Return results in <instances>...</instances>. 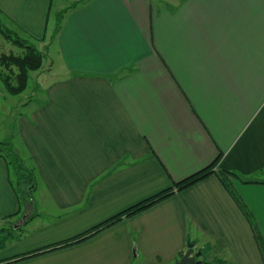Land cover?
I'll return each mask as SVG.
<instances>
[{
	"label": "crops",
	"instance_id": "crops-1",
	"mask_svg": "<svg viewBox=\"0 0 264 264\" xmlns=\"http://www.w3.org/2000/svg\"><path fill=\"white\" fill-rule=\"evenodd\" d=\"M75 3L52 37L53 0H0L50 62L8 136L0 109V142L38 179L27 206L0 157V228L14 226L0 261L87 235L8 264H173L188 244L198 261L264 264V0Z\"/></svg>",
	"mask_w": 264,
	"mask_h": 264
},
{
	"label": "trees",
	"instance_id": "trees-1",
	"mask_svg": "<svg viewBox=\"0 0 264 264\" xmlns=\"http://www.w3.org/2000/svg\"><path fill=\"white\" fill-rule=\"evenodd\" d=\"M83 1H89V0H80V2ZM74 5H76V3H74L71 7L66 8L65 10L59 11L56 14L55 28L52 33V37H55L57 33L60 31L61 23L64 16L66 15L67 12H69L72 8H74ZM0 16L2 17L1 14ZM1 20L2 19L0 18V36H2L5 39V41L11 43L15 48L19 49L20 53L13 54L10 52L8 55L6 54L0 55V82L2 83L5 91L9 95L12 96L20 95L26 90L28 86L29 73L38 71L41 68L42 61L46 54L44 52H40L33 42L23 38L20 35L19 31L11 30L8 27H6ZM0 146L2 147V150L5 149V152L3 151L2 152L3 154L2 155L0 154V157L6 161L9 167H14V170L17 174V175L15 174V179H10V183L13 190L16 192V195L23 203H27L28 204L27 206H32L31 196L36 188V179L34 176L33 169L25 166L23 160L15 153L13 145L10 140L2 143L0 142ZM212 168L213 165L210 166V168H206L205 170L190 176L189 178L183 180L182 182H179L178 184H176L174 188L161 192L160 194H157L152 198L140 202L139 204L124 211L122 214L115 216L110 220L98 225L92 230V232L89 235H92L95 232H98L104 229L105 227L116 223L123 216L134 215L152 206L153 204L163 200L165 197L173 193H176L179 190L185 189L191 186L192 184H195L196 182L202 180L206 176L213 173ZM227 175H233L234 177H236L234 174H230V173ZM13 228L14 226L0 228V250L4 249L7 242L12 239V234L14 232ZM87 237L89 236L84 235L81 237H77L73 240L64 242L62 244L41 249L38 251H34L28 254H24L12 258L11 260L8 261H0V264L17 262L34 256H38L46 252L68 247L82 242L83 240L87 239ZM202 264H212V263H207L202 261Z\"/></svg>",
	"mask_w": 264,
	"mask_h": 264
},
{
	"label": "rangeland",
	"instance_id": "rangeland-1",
	"mask_svg": "<svg viewBox=\"0 0 264 264\" xmlns=\"http://www.w3.org/2000/svg\"><path fill=\"white\" fill-rule=\"evenodd\" d=\"M75 1L76 0H53L52 9H51V13H50V22H49L50 28L48 29V32L50 34L52 33V28L54 29V22H55L56 14L59 11H62L68 7H71L75 3ZM152 1L158 3L160 0H152ZM161 1H165L166 3H168L170 1V3H173L176 0H161ZM0 18L2 19L1 16H0ZM1 21L3 22V19ZM21 36L32 42V40H30L28 37H25L24 35H21ZM10 52L13 54H19L20 53L19 49L15 48L11 43L5 41V39L2 36H0V55L1 54L8 55ZM49 64H50V62L48 61V59L45 56L43 61H42V66L37 72H40L41 70H45V71L48 70L50 68ZM55 69H56V67H55ZM34 72H36V71H34ZM34 72L29 73L28 88H27L26 92H24L20 95H15V96L9 95L5 91L2 83L0 82L1 126H2V130H6V132H7V134H5L4 136H8L9 130L10 129L12 130L13 126L15 125V122L17 119L16 115L18 113H23L26 111L25 107H27V105H25V106H23V105L25 103H27L28 99H31L30 98V89H32L33 87L36 86V75L32 74ZM41 95H42V93L36 94L35 100H37V101L36 102L34 101L33 104L36 105L38 103V101H40ZM7 113L9 114L10 118L7 117ZM1 139H5V138L2 137ZM3 151L5 152V149L2 150V147L0 146V152H3ZM28 167L33 169L36 182H38L34 168L31 165H29ZM15 174H16V172L14 170V167H10V179H15ZM40 208L42 209L43 213L45 211L47 213L52 211L50 209V207L46 206V205L45 206L40 205ZM32 212L33 211H31V213ZM42 216L44 217V215H42ZM44 221L45 220L42 218L36 219L35 221L30 222L26 228H32L31 226H36V224H41Z\"/></svg>",
	"mask_w": 264,
	"mask_h": 264
},
{
	"label": "water",
	"instance_id": "water-1",
	"mask_svg": "<svg viewBox=\"0 0 264 264\" xmlns=\"http://www.w3.org/2000/svg\"><path fill=\"white\" fill-rule=\"evenodd\" d=\"M200 255V252H194L192 244H188V250L180 259L176 260L173 264H202L201 261L196 260L200 257Z\"/></svg>",
	"mask_w": 264,
	"mask_h": 264
},
{
	"label": "flooded vegetation",
	"instance_id": "flooded-vegetation-1",
	"mask_svg": "<svg viewBox=\"0 0 264 264\" xmlns=\"http://www.w3.org/2000/svg\"><path fill=\"white\" fill-rule=\"evenodd\" d=\"M199 258H200V257H199ZM199 258H197V259H199ZM197 259H196V260H197ZM197 261H198V260H197ZM201 262H202V261H201Z\"/></svg>",
	"mask_w": 264,
	"mask_h": 264
}]
</instances>
